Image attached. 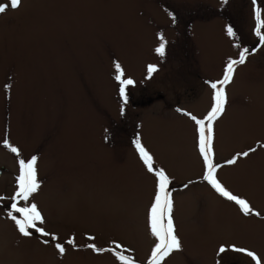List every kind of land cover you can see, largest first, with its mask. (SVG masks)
I'll use <instances>...</instances> for the list:
<instances>
[{"label": "rangeland", "instance_id": "obj_1", "mask_svg": "<svg viewBox=\"0 0 264 264\" xmlns=\"http://www.w3.org/2000/svg\"><path fill=\"white\" fill-rule=\"evenodd\" d=\"M229 25L235 37L226 33ZM254 25L247 0H22L0 14V264H122L88 244H119L116 251L133 264H148L157 243L149 221L157 179L138 154L137 136L171 181L182 249L162 264L187 257L190 264H227L231 257L252 264L233 245L264 264V45L225 86L213 140L217 178L260 216H245L203 179L197 125L186 115L206 116L209 82L221 80L229 59L254 43ZM161 34L168 41L163 58L155 51ZM115 62L135 81L124 115ZM149 65L158 69L151 78ZM6 137L20 158L38 157L41 187L31 202L57 241L34 231L24 237L6 217L19 175ZM250 148L256 151L226 163ZM221 242L228 250L218 255ZM55 243L64 244L63 256Z\"/></svg>", "mask_w": 264, "mask_h": 264}, {"label": "snow or ice", "instance_id": "obj_2", "mask_svg": "<svg viewBox=\"0 0 264 264\" xmlns=\"http://www.w3.org/2000/svg\"><path fill=\"white\" fill-rule=\"evenodd\" d=\"M255 2V0H254ZM223 4H227L228 0H222ZM22 5V0H8V3H0V14H4L8 8L18 9ZM173 23L177 22V17L171 15ZM256 28L255 35L259 38V42L264 45V19H261V12L259 9L255 11ZM226 33L229 37H235L237 33L234 31L231 25L226 27ZM160 43L155 49L156 53L163 58L166 55V48L168 41L161 34L159 36ZM250 54L248 48H242L239 52L238 59H229L226 64L223 78L216 82H209L213 91V103L210 110L207 112L203 119H199L192 116L190 113H186L197 125L198 133V149L202 156L205 165V173L203 179L223 198L234 202L239 206L241 212L245 216L256 215L260 216L259 212L254 211L250 203L241 197L233 194L229 191L217 178V169L220 165L214 163V123L224 114L225 106L227 103V94L225 86L232 83L237 66L246 63L247 57ZM115 75L114 79L119 84V94L122 101L121 115H124V105L128 102L127 89L129 86L134 85L135 81L132 78L125 77V70L119 62L114 63ZM158 69L155 65L148 66V76L151 78L152 74ZM6 89H10L11 85L6 84ZM106 140L108 139L106 135ZM2 144L9 149L18 158L19 175L16 177V191L10 197V203L8 205V211L6 217L11 219L17 227V230L24 237H30L33 231L43 237H50L51 241H57L58 237L45 230L43 225L46 223L45 217L38 208V205L31 202L34 194H36L41 187V181L38 179L37 163L38 157L32 156L27 161L20 158L21 153L16 146L11 145L9 139L6 137L3 139ZM135 147L138 154L143 161L145 167L150 173H153L157 179V190L150 208L149 221L150 230L154 237L157 238V243L152 249L151 256L148 264H162V262L169 257L174 251H180L182 244L179 237L176 234L175 225L172 218L173 201L170 190V177L166 174L164 169H157L154 166V158L149 151L141 143L140 137L137 136L134 140ZM264 147V144L260 145ZM255 148H250L247 151L237 153L232 159L226 161L227 164L233 165L237 163L239 158H246L250 153L255 152ZM187 187V185H185ZM5 198L0 197V202ZM31 230V231H30ZM89 239H95L89 237ZM48 244L50 241L45 239L43 241ZM67 244L76 247L75 241L69 239ZM87 248L92 249L94 252L100 253L104 251L113 252L122 264H133V259L129 255L123 254L122 251H116V249L122 248L117 244L114 249H102L97 248L95 244L86 245ZM55 248L59 254L63 256L65 254V246L61 243H55ZM231 249L236 252L246 253L251 257L255 264H261L260 258L252 251L243 248H237L234 245ZM228 249L225 246H221L218 249V255L225 253Z\"/></svg>", "mask_w": 264, "mask_h": 264}, {"label": "flooded vegetation", "instance_id": "obj_3", "mask_svg": "<svg viewBox=\"0 0 264 264\" xmlns=\"http://www.w3.org/2000/svg\"><path fill=\"white\" fill-rule=\"evenodd\" d=\"M4 2H8V0H0V3H4ZM247 2L249 3V13H252L254 19H255V11L257 9L260 10L261 12V19H264V0H247ZM225 8V7H224ZM9 9H11L9 7ZM225 10V13L228 15L227 18H225V21L226 23L229 22L230 23V12L227 11L226 9ZM256 19H255V25H254V28H253V32H254V35H255V28H256ZM262 31H264V29H262ZM250 46V45H249ZM261 47H263V45L259 42V38L255 35V41L254 43H252V45L250 46L249 50H250V53H253L256 49H260ZM1 173V172H0ZM219 245H222V242L219 243ZM187 263L183 262L184 264H190V262L193 260L189 257H187ZM223 259H220L218 261V264H223L222 262ZM230 260H232L231 262L229 261V263L227 264H239V258H236V257H231ZM190 261V262H189ZM252 264H255V261L252 260Z\"/></svg>", "mask_w": 264, "mask_h": 264}]
</instances>
